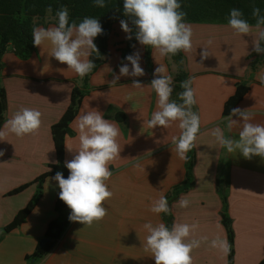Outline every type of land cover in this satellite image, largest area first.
Masks as SVG:
<instances>
[{
  "label": "crops",
  "instance_id": "0c3cea01",
  "mask_svg": "<svg viewBox=\"0 0 264 264\" xmlns=\"http://www.w3.org/2000/svg\"><path fill=\"white\" fill-rule=\"evenodd\" d=\"M187 24L193 34L192 51L184 53L185 67L189 76L194 77L192 86L196 90L200 131L193 148L194 184L171 203L172 224L198 223L191 238H208L192 251L193 264H228L229 252L225 255L211 247L216 237L226 239L230 246L222 222L225 210L234 232L232 264H259L264 259V159L254 156L249 160L240 153H228L212 132L220 127L226 136L238 138L239 128L227 131L224 109L239 83L246 84L248 90L234 108L250 109L254 114L252 122L264 124V84L259 79L264 75V54L253 51L252 37L237 36L228 24ZM127 35L120 21L113 24L108 54L90 77L92 89L70 123L72 134L66 136L64 144L66 162L75 154L68 148L75 150L79 146L76 117L84 111L96 109L105 119L116 123L122 150L120 159L109 165L113 175L106 183L113 196L104 202L108 214L90 227L72 222L56 247L38 264H155L151 253L145 251L147 232L143 225L166 224L164 213L155 214L150 208L161 194L168 195L185 180L186 161L179 159L171 142L179 134L175 125L151 129L144 121L157 110V96L150 87L155 68L158 63L164 64L166 74L174 79L175 66L169 63V57H161L152 48L147 62L146 46L136 40L130 54L140 53L145 75L121 76L112 84L120 66L128 63L124 59ZM50 47L48 43L36 46V52L28 60L19 59L11 50L2 59L0 86L6 92L7 108L0 130L22 107L36 109L42 116L36 134L17 137L9 133L0 140V151L4 152L0 156V264H28L26 255L34 251L49 222L57 217L55 202L60 188L51 179L55 175H51L44 181L43 195L27 220L9 233L2 232L32 199L37 184L11 192L31 183L56 162L52 126L70 105L72 90L79 79L66 64L50 56ZM205 48L211 55L201 63L200 54ZM258 61V67L252 70V64ZM134 80L140 81L143 89L133 88ZM118 111L125 115L124 122L119 121ZM137 163L140 167L135 166ZM181 197L190 201L188 207L177 205Z\"/></svg>",
  "mask_w": 264,
  "mask_h": 264
},
{
  "label": "clouds",
  "instance_id": "9594fccd",
  "mask_svg": "<svg viewBox=\"0 0 264 264\" xmlns=\"http://www.w3.org/2000/svg\"><path fill=\"white\" fill-rule=\"evenodd\" d=\"M93 5L97 8L107 6L105 0H93ZM45 11L48 14L46 19L54 20L55 25L48 28L33 27V45L41 47L48 43L51 46L50 56L61 64H66L68 69L83 79L96 67L90 57L94 53L99 55L94 39L103 34L102 25L95 17H84L79 23L70 21L67 6H61L55 16H52L51 6ZM123 14L135 26L136 40L141 45L150 46L161 57L192 51L193 33L191 26L184 22L186 13L182 10L180 0H124ZM252 17L254 25L244 18L242 10L232 8L227 24L237 36L252 37L253 51L264 54V14L259 7L254 6ZM120 27L128 34L126 38L131 40L133 28L129 26L128 20H120ZM209 55L208 48H205L200 54L201 63ZM125 60L128 63L120 66L119 75L114 76L112 84H116L121 76L145 75L140 65L139 52L126 56ZM158 65L150 83L157 96V110L144 123L151 129L157 126L169 129L175 125L179 134L174 135L171 142L175 145L179 159L187 161L188 153L196 147L195 141L200 131V117L193 111V106L197 103L196 90L192 86L194 77L180 82L182 91L177 93L178 100H174L171 98L174 91L173 76L166 74L164 64ZM259 79L264 84V75ZM131 86L136 89L144 87L138 80H134ZM41 116L42 113L36 109L22 107L7 119L4 130H0V140H4L9 133L17 137L36 134L41 126ZM234 116L239 119H233ZM253 116L250 109H232L230 115L225 117L226 128L228 132L239 128L238 138L226 136L220 127H216L212 132L216 142L230 154L240 153L249 160L254 156L264 159V124L252 122ZM75 131L79 146L75 150L68 148L75 153L73 159L65 162L69 175L64 178L61 172H57L51 179L58 183L59 199L71 210L68 219L90 227L108 214L104 202L113 196V192L106 182L113 175L109 165L120 159V130L112 120L105 119L103 113L91 109L76 117ZM3 155L4 152L0 151V156ZM135 166L140 167L139 163ZM189 203L188 199L181 197L177 205L186 208ZM150 211L155 214L171 212L164 194L153 201ZM198 227V223L174 222L169 228L163 222L155 225L147 222L143 225L147 232L145 251L151 253L155 264H193L192 251L208 239L206 236L191 238ZM211 247L219 249L225 255L229 252L227 240L220 237L211 241Z\"/></svg>",
  "mask_w": 264,
  "mask_h": 264
},
{
  "label": "trees",
  "instance_id": "16d2710c",
  "mask_svg": "<svg viewBox=\"0 0 264 264\" xmlns=\"http://www.w3.org/2000/svg\"><path fill=\"white\" fill-rule=\"evenodd\" d=\"M105 8H97L93 5V0H0V74L3 70V56L8 51H13L15 55L21 60H28L36 52V46L33 45L32 30L36 26H46L49 23H54V20L46 19L48 14L46 9L51 6L53 9L52 16H55L56 11L61 6H67L70 14V21L75 20L79 23L84 17H95L99 20L103 27V34L94 39L99 55L93 54L90 59L94 62L96 67L85 76L83 79L79 77L72 90L71 102L61 119L52 126V135L56 147L57 160L55 163L49 165L50 171H46L34 179L31 183H26L14 189L11 193L22 191L32 183L37 184L36 192L27 205L22 208L17 215L10 221L2 230L4 234L9 233L13 229L23 224L30 213L33 211L40 198L43 195L44 181L48 176L55 175L61 172L64 178L69 175V170L65 167V138L68 134H72L70 130V123L78 114L80 105L84 96H86L92 89L90 85V77L95 73L101 64L104 62L108 54V39L115 22L120 20H128L130 26L133 28L132 39L128 41L126 55H130L131 48L135 38V26L132 25L131 20L123 14L124 0H105ZM182 10L186 13L185 23H223L227 24V18L232 8H238L243 11L244 18L253 25L255 20L252 17V8L259 7L261 13L264 14V0H180ZM150 46H146V59L149 61ZM264 57V55H263ZM262 57V58H263ZM125 59V55H124ZM261 60V59H260ZM169 63L175 66L174 73V91L172 99L178 100L177 93L182 91L179 87L181 81L189 78V73L185 67L184 52H180L175 56L169 57ZM259 61L252 64V70L258 67ZM246 84H237L235 94L229 98L225 104L224 116H228L231 110L242 99L247 92ZM7 108L6 92L4 87L0 86V129L5 119ZM193 111L196 112L195 105ZM117 117L120 122H124L125 115L118 111ZM189 159L186 161V177L185 180L175 186L166 198L171 203L178 198V196L185 191L192 188L193 180V165L195 160L194 149L188 153ZM224 202L226 195H223ZM55 211L57 217L49 222L45 231L44 237L40 240L36 248L31 254L26 255L25 259L28 264H38L42 262L48 254L56 247L59 241L63 238L66 231L72 224L68 219L71 210L67 205L59 199V195L55 202ZM166 226L171 228L173 218L171 212L164 213ZM222 222L224 223L229 238V263L232 264L234 249V232L232 229V221L230 216L224 212L222 213ZM1 237V236H0ZM264 264V259L259 263Z\"/></svg>",
  "mask_w": 264,
  "mask_h": 264
}]
</instances>
